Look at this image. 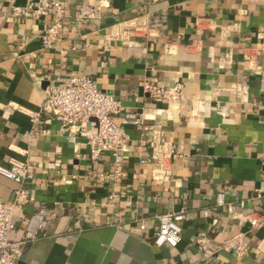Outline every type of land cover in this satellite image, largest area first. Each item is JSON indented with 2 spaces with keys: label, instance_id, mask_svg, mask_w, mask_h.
<instances>
[{
  "label": "crops",
  "instance_id": "obj_1",
  "mask_svg": "<svg viewBox=\"0 0 264 264\" xmlns=\"http://www.w3.org/2000/svg\"><path fill=\"white\" fill-rule=\"evenodd\" d=\"M58 1L67 22L56 46L43 50L54 15L11 16L0 0V165L28 163L32 172L10 241L39 206L51 216L49 236L24 248L22 264H195L199 234L215 250L237 235L247 245L242 258L217 250L205 264H264V229L248 222L264 216V0ZM81 5L95 9L91 21L74 20ZM79 73L150 129L145 137L126 127L119 175L109 154L92 161L84 138L40 112L45 87ZM143 83L180 87V95L156 103ZM30 130L40 132L34 142L24 135ZM153 140L177 148L160 184L156 163H141ZM19 187L0 176V201ZM175 212L185 214L181 242L155 246L156 216Z\"/></svg>",
  "mask_w": 264,
  "mask_h": 264
},
{
  "label": "built area",
  "instance_id": "obj_2",
  "mask_svg": "<svg viewBox=\"0 0 264 264\" xmlns=\"http://www.w3.org/2000/svg\"><path fill=\"white\" fill-rule=\"evenodd\" d=\"M9 14L11 16H27L29 12L37 17L54 15V21L42 32L41 45L43 50L52 49L57 44L60 30L64 28L67 19L64 6L58 0H38L20 8L14 6V0H8ZM95 9L88 5L79 6L74 15L77 22H88L94 17ZM135 32V31H134ZM142 89L154 102H169L180 95V87L166 90L162 87L148 83L142 84ZM45 99L40 112L50 119L60 123L63 131L72 129L76 135L84 138L88 148V155L92 161L97 160L102 154L112 157L115 174L119 170L130 146V136L126 127H141L143 136H148L150 130L144 123L142 115L128 112L121 102L110 94L98 90L94 78L90 75L79 73L71 76L61 86L49 84L44 90ZM116 118L119 123L115 122ZM34 122H37L35 117ZM40 132L30 130L24 135L28 141L34 142ZM139 150L147 147L140 142ZM152 151L151 158L141 157V163H156L153 179L157 184L162 179L168 178L170 170L167 167L169 160L177 155V148L172 143L157 142L149 143ZM141 151V150H140ZM142 153V152H141ZM8 167L0 165V176L19 185V189L13 193L11 200L0 201V264H22L24 248L37 240L45 239L51 223V216L46 212L45 206H39L29 218L23 236L18 242H11L10 236L14 232L13 214L21 210L28 202V193L22 189V185L32 177L31 165L17 161H10ZM256 198H260L259 191ZM109 200L113 199L110 194ZM222 196H217L220 203ZM157 228L153 242L155 246L167 245L176 248L182 240L180 224L185 220L184 212L167 213L156 216ZM251 229H264V216L248 219ZM75 227L78 228L77 223ZM194 246L200 253V260L195 264H205L217 250H225L234 253L238 258L247 254V245L242 235L221 242L216 248L210 247L203 234L197 235ZM260 251H264V238L259 243Z\"/></svg>",
  "mask_w": 264,
  "mask_h": 264
}]
</instances>
